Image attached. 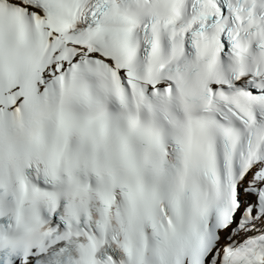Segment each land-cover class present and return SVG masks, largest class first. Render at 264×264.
Wrapping results in <instances>:
<instances>
[{
	"label": "snow or ice",
	"instance_id": "obj_1",
	"mask_svg": "<svg viewBox=\"0 0 264 264\" xmlns=\"http://www.w3.org/2000/svg\"><path fill=\"white\" fill-rule=\"evenodd\" d=\"M0 264H264V0H0Z\"/></svg>",
	"mask_w": 264,
	"mask_h": 264
}]
</instances>
